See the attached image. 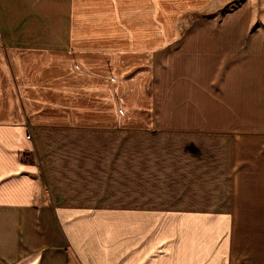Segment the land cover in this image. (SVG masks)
Wrapping results in <instances>:
<instances>
[{"label": "crops", "instance_id": "crops-1", "mask_svg": "<svg viewBox=\"0 0 264 264\" xmlns=\"http://www.w3.org/2000/svg\"><path fill=\"white\" fill-rule=\"evenodd\" d=\"M168 2L0 0V264H264V29Z\"/></svg>", "mask_w": 264, "mask_h": 264}, {"label": "rangeland", "instance_id": "rangeland-1", "mask_svg": "<svg viewBox=\"0 0 264 264\" xmlns=\"http://www.w3.org/2000/svg\"><path fill=\"white\" fill-rule=\"evenodd\" d=\"M167 4H162L159 6H147L145 12L147 16L151 14V20H142V24H140L141 20H138V29L150 28L161 30L164 36L162 40L164 43L168 40V45L166 46L164 43L161 45L157 43L158 38L154 41L153 48L154 50V58L156 55L164 54L168 47V51L170 53H174L171 51L175 42L177 41V35H180L182 31L188 27H190L195 21H210V22H219L222 17L229 13L233 12L236 9L249 4L251 7L252 14V23L250 24L253 29L254 28H263L264 29V18H263V5L264 0H168ZM143 7V6H142ZM139 11V10H138ZM140 13V12H138ZM150 13V14H148ZM163 16V17H162ZM162 17L163 20L156 21L157 18ZM144 18V17H143ZM161 21V22H160ZM140 25H142L140 27ZM160 39V38H159ZM162 46V47H161ZM158 48V49H157ZM172 48V49H171ZM170 49V50H169ZM168 54V53H167ZM166 55V54H165ZM169 58V62L175 67L176 66V57H172L170 54L167 55ZM153 58V59H154ZM159 76V73L155 69L154 64V77ZM113 80V78H110ZM122 107V106H121ZM120 108L118 109L119 112ZM22 155H26L27 160L25 162H30L32 160L31 153L29 150L21 151L18 155L20 162Z\"/></svg>", "mask_w": 264, "mask_h": 264}, {"label": "built area", "instance_id": "built-area-1", "mask_svg": "<svg viewBox=\"0 0 264 264\" xmlns=\"http://www.w3.org/2000/svg\"><path fill=\"white\" fill-rule=\"evenodd\" d=\"M21 159L23 160L22 162H25L27 160L26 155H22Z\"/></svg>", "mask_w": 264, "mask_h": 264}]
</instances>
